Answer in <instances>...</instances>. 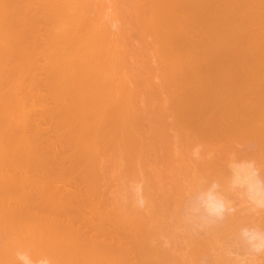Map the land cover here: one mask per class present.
<instances>
[{"label":"bare ground","instance_id":"1","mask_svg":"<svg viewBox=\"0 0 264 264\" xmlns=\"http://www.w3.org/2000/svg\"><path fill=\"white\" fill-rule=\"evenodd\" d=\"M248 4L250 16L241 10ZM38 54L47 61L39 83L57 101L40 115L52 121L56 140L50 128L40 132L39 113L27 119L15 92L31 82L27 95L19 90L30 99L41 89L29 77L38 68L27 73L40 65ZM151 58L162 74L158 91L152 77L142 80L155 67ZM135 67L139 75L150 68L138 86ZM219 71L227 77L219 79ZM23 73L30 81L21 85ZM0 88V222L14 220L2 230L26 224L25 238L23 230L14 233L16 247L2 237L0 263L16 264L9 257L30 248L36 264L39 257L44 264H240L248 252L241 230L264 231V208L231 190L230 167L250 164L264 180V0H0ZM148 88L150 102L166 96L155 107L145 96L152 114L140 106ZM39 146L53 150L40 149L42 157ZM214 184L225 201L221 219L192 210ZM183 206L191 213L184 207L181 217Z\"/></svg>","mask_w":264,"mask_h":264},{"label":"rangeland","instance_id":"2","mask_svg":"<svg viewBox=\"0 0 264 264\" xmlns=\"http://www.w3.org/2000/svg\"><path fill=\"white\" fill-rule=\"evenodd\" d=\"M252 3H253V4H252ZM255 3H256V2H255ZM255 3H254V2H251L250 4H252L253 6H254V5L256 6L257 4H255ZM250 4H248V5H250ZM252 5H250V8H251V9L247 7V8H245L246 10H244V8L241 9V10H243L245 14H246V12H247V15L250 16V15H252V14L249 13V12H253V13H254V11L252 10V8L254 9L255 6L253 7ZM247 9H249V10H247ZM241 10H239L238 12L243 14V11L241 12ZM251 10H252V11H251ZM254 10H256V7H255ZM238 12H237V14H238ZM248 13H249V14H248ZM235 17H237L236 13L233 14L232 23L234 24V27H236V26L238 27V24H239V23L236 25V23H237L236 21H237V20H236ZM247 18H248V19H246V20H249V19H250V17H247ZM237 19H238V18H237ZM252 22H253V21H252ZM257 24H258V23H257ZM259 24L262 25V23H259ZM235 25H236V26H235ZM231 26H232V25H231ZM254 26H258V27L261 28V26H259V25H254ZM254 26H252V28H255V30H256V29H257V30L259 29V31H260V28H258V27L256 28V27H254ZM232 27H233V26H232ZM251 30H252V29H251ZM252 31H254V29H253ZM148 49H149V48H148ZM150 50H151V49H150ZM150 50H149L148 52H151V54L149 53V54H150V57H151V55H152V53H153V50H152V51H150ZM146 54H148V53L146 52ZM149 54H148V55H149ZM39 55H40V54H38V58L36 57V58L38 59V60H36V62H37V63L39 62L40 65H38V67H37L36 63L34 62V63H33V66H34L33 68H32L30 65H29L30 68H28L29 66H27V69H29L27 73H28V75H29V74H30L29 72H32V70H34L35 67L38 68V69L35 68L36 71L34 70L33 73H32V74H36V75H32V76L29 75V77H32L33 79L36 78V80L38 79V80H37L38 83H39V80L43 83L44 80L46 81V78H45V79L43 78V77H45V76H43V73H44V75H46V73H45V71H43L44 69H42V67H43V65H44L43 63H44V62H47V61H44V59L41 57L42 54H41L40 56H39ZM46 55H47V54H46ZM150 57H149V58H150ZM152 57H154V54H153ZM40 58L43 59V62L39 61V60H41ZM152 60H153V61H152ZM150 61H152V62H151L152 64H150V68H152V66H153V67L155 66V67H154L155 70H154V68H152V71L155 73L157 67L159 68V66H158L159 64H158V62H155L156 60H155L154 58H151V59L149 60V62H150ZM130 62H133V61L130 60ZM149 62H148V63H149ZM140 63H141L140 66H142V69L145 68V67H143L141 61H140ZM224 63H225V62H224ZM34 64H35L36 66H35ZM41 64H42V67H41ZM46 64H47V63H46ZM227 64H228V63H227ZM137 65L139 66V64H137ZM148 65H149V64H147V67H146V68H148ZM151 65H152V66H151ZM218 65L223 66L222 61H221L220 64H218ZM8 66H9V65H8ZM140 66H139V67H140ZM156 66H157V67H156ZM228 66H229V65H228ZM228 66H226V63L224 64V67H226L227 70H228ZM247 66H249V65H247ZM139 67H138V69H139ZM218 67H219V66H218ZM249 67H250V66H249ZM6 68H7V67H6ZM40 68H41V69H40ZM150 68L147 69V70H144V71L147 72L148 70H150ZM226 68H224V69H226ZM250 68H251V67H250ZM250 68H249V69H250ZM9 69H11V67H9ZM31 69H32V70H31ZM134 69H135V71H136L137 68L135 67ZM218 69H219V68H218ZM220 69H221V67H220ZM220 69H219V70H220ZM224 69H223V67H222V70H224ZM37 70H39L40 72L37 71ZM41 70L43 71V73H42ZM157 70H158V69H157ZM227 70H224V71H225V73L228 75V78H229V74H230V72H229V74H228V72H226ZM135 71H132V72H134V74H135V75L133 74L132 77H135V79H136V78H137L136 76H138V78H137L136 80L133 78V79H134V82L136 81V82H135L136 86H138V81H139L138 79L140 78V75H141L142 73L139 75V70H137L138 73H136L137 71H136V72H135ZM144 71L142 70L141 72H143V74H145ZM152 71L149 72V73L147 72V73L149 74L148 77L151 75L149 78H147V74H146V78H147V79L145 78V75H143V74H142V75H143V78H142V76H141V78H142V80L145 79L146 81L148 80V82H149V79L152 77L151 80H150V82L152 81V82L154 83V86H156V87L159 86V89H160V86H162V85H161V84H162V83H161V82H162V79L159 80L160 78H158V77H161L162 74L160 73L159 70L156 71L157 73H155V74H154ZM206 71H207V70H205L204 73H206ZM34 72H35V73H34ZM36 72H37V73H36ZM27 73H23V74H24L23 76H25V77H20V79L22 80L21 85H24V84L26 83V81L29 79V78H28V75H26ZM38 73H39V74H38ZM151 73H153V75H152ZM158 73H160V75L157 76L156 74H158ZM207 73H208V72H207ZM223 73H224L223 71H222L221 74H220V71L218 72V74H220V75H217L219 79H220V77L222 78L221 75H222ZM225 73L223 74V77H224V75L227 77V75H226ZM40 74H41V75H40ZM137 74H138V75H137ZM37 75H39V77H40V76H41V77L39 78ZM33 76H34V77L36 76V77L34 78ZM153 76H154V77H153ZM226 77H224V79H225ZM22 78H23V79H22ZM25 78H27V79L25 80ZM32 78H31V79H32ZM41 78H42V80H43V79H44V80L42 81ZM161 78H162V77H161ZM216 78H217V77H216ZM218 78H217V80H219ZM224 79H223V80H224ZM7 80H8V79H7ZM7 80H5V81L7 82ZM21 80H20V81H21ZM23 80H24V81H23ZM221 80H222V79H221ZM256 80H258V79H256ZM256 80H255V81L253 80V81L251 82V84H250L251 88H252V86L254 87V86L257 85L256 87L253 88L254 90H256V89L258 90V89L260 88V84H261L259 81H258V82H259L260 84H257L258 82H257ZM9 81H10V80H9ZM29 81H30V79H29ZM159 81H160V82H159ZM10 82H11V81H10ZM10 82H9V83H10ZM18 82H19V81H18ZM41 82H40V83H41ZM148 82H147V84H148L147 86L150 88L149 85H150L152 82H151L150 84H149ZM253 82H254V83H253ZM256 82H257V83H256ZM4 83H5V82H4ZM9 83H8V84H9ZM19 83H20V82H19ZM29 83H31V82H29ZM29 83L25 84V85H24L25 87L22 86L24 89H22V88L19 89V88H18V89H17L18 91H15V92H16L17 97H18L17 99L19 100V99L21 98V100H23V101H22L23 105H22L21 107H22V108L24 107L23 110H25V114H26V113L28 114V117H29V118L27 117V119H30V120H31L32 118L35 119V117H36L37 115H40V114L43 115L46 109L48 110V108H49V110H50V108L53 107V104H54V108H56V106H57V101L55 100L56 102H54V101H53V98L51 99L52 96L50 95L49 90L47 89V87H46L45 85H42V83H41V84L39 83V84L41 85V86H40V85H39V86L41 87V89H42V86L44 87V88L42 89L44 92H43L41 89H38V86H37V88L34 89L35 92L37 91L36 94H35V92H33L34 95L32 94V95L34 96V98H33V97H31L30 99H29V98H26L25 95H27V93H29L28 89L30 90L29 86L33 87V86L30 85ZM44 83H45V82H44ZM153 83H152V85H153ZM252 83H253V84L256 83V85H252ZM6 84H7V83H6ZM28 84H29V85H28ZM156 84H157V85H156ZM3 85H4V84H3ZM10 85H12V84H10ZM21 85H20L19 87H21ZM27 85H28V87H27ZM152 85H151V88H152ZM1 86H2V84H1ZM6 86H8V85H6ZM145 86H146V85H144V87H145ZM258 86H259V88H258ZM3 87H4V86H3ZM3 87H1V88H3ZM8 87H11V86H8ZM40 87H39V88H40ZM144 87H143V88H144ZM156 87H155V88H156ZM1 88H0V89H1ZM25 88H26V89H25ZM140 88H142V85H140ZM145 88H146V87H145ZM149 88H148V91H145L146 93L149 92ZM151 88H150V90H151V92H152V89H151ZM162 88H163V86H162ZM162 88H161V90H162ZM5 89H6V88H5ZM36 89H37V90H36ZM46 89H47V90H46ZM3 90H4V88H3ZM19 90H21V92L24 90V91H25V95L23 94L24 92L21 93V92H19ZM26 90H27L28 92H27ZM145 90H147V88H146ZM153 90H154V87H153ZM156 90L158 91V87L156 88ZM161 90H160V92H158V93H162ZM40 91H41V92H40ZM46 91H47V92H46ZM162 91H163V90H162ZM11 92H13V91H11ZM26 92H27V93H26ZM38 92H39V93H38ZM42 92H43V93H42ZM154 92H155V91H154ZM164 92H165V91H164ZM164 92H163V93H164ZM7 93H8V92H7ZM13 93H14V92H13ZM37 93H38V95H37ZM41 93H42L43 95H42ZM146 93H145V95L143 96V100H140V104H141V101H142V104H141V105L139 104V105L142 106V107L145 106L146 111L148 110V112H151V110L155 107V105H153V104H156V101L159 100V99H161L163 93L161 94V97L159 96L160 98H158V95H160V94H158L157 92H155V93L158 94V95L155 94V95H156L155 98H156L157 100L155 101V99H154V100H151V102H150V96H151V94H150V93H147V94H146ZM18 94H21V95H18ZM39 94H40V95H39ZM149 94H150V95H149ZM45 95L47 96L46 98H44ZM148 95H149V96H148ZM19 96H20V97H19ZM21 96H24V97H21ZM35 96H36V97H35ZM37 96H38V97L40 96V97L38 98ZM50 96H51V97H50ZM145 96H146V97H147V96L149 97V98H148L149 101H147L148 99L146 100V97H145ZM163 97H166V96L163 94ZM36 98H38L39 100L36 101ZM8 99H9V98H8ZM31 99H32V100L34 99V102L31 101ZM49 99H50V101H49ZM151 99H153V96L151 97ZM166 99H168V98H165V99L163 98L164 103H166V101H167ZM24 100H25V101H24ZM26 100H29L28 102H29V103L31 102L32 105H31V104H27V101H26ZM41 100H42V101H41ZM145 100L148 102L147 104L153 105L154 107H152V106H150V105L146 106V101H145ZM14 101H15V100H14ZM39 101H40L41 103H40ZM52 101H53V103H51ZM152 101H153V102H152ZM6 102L8 103L7 100H5V101L2 102V103H6ZM25 102H26V103H25ZM38 102H39L40 104H39ZM144 102H145V103H144ZM157 102L159 103V101H157ZM161 102H162V99H161ZM12 103H13L14 106L10 103V110H12V109L15 110V109L17 108V105H15V104H14L15 102H13V101H12ZM24 103H25V104H24ZM33 103L35 104V108L32 107V106H34ZM37 103H38V104H37ZM46 103H48V105H47ZM50 103H51V105H50ZM152 103H153V104H152ZM158 103H157V104H158ZM5 105H6V104H4V106H5ZM20 105H21V104H20ZM41 105H43V106H41ZM8 106H9V105H8ZM8 106H6V108H7ZM25 106H26V107H25ZM44 106H46L47 108L44 107ZM51 106H52V107H51ZM164 106H165V105H164ZM11 107H12V108H11ZM15 107H16V108H15ZM37 107H38L39 109H38ZM40 107H41L42 109H41ZM43 107H44V108H43ZM147 107H149V108L152 107V109L150 108V109H151V110H150V109H148ZM22 108H21V109L19 108L20 110H19V109H18V110H19V111H22V113L20 112L21 114H24V111L22 110ZM29 108H31L32 110L29 109ZM145 108H144V111H143V112H145V113L147 114V112L145 111ZM33 109H34V112H33ZM37 109H38V111H37ZM43 109H44V110H43ZM141 109H143V108H141ZM14 110H13V112L15 113ZM18 110H17V111H18ZM27 110H29L30 112H27ZM41 110H42V111H41ZM47 110H46V111H47ZM51 110H53V108H52ZM4 112H6V111H4ZM10 112H11V111H10ZM10 112H9V113H10ZM7 113H8V110H7ZM7 113H6V114H7ZM9 113H8V115L11 116V113H12V112H11L10 114H9ZM16 113L18 114V112H16ZM33 113H34V114H33ZM36 113H39V114L36 115ZM152 113H153V111H152L150 114H152ZM6 114H4V115H6ZM30 114H32V115H30ZM148 114H149V113H148ZM15 115H16V114H14V116H15ZM34 115H36V116H34ZM41 115H40V116H41ZM2 116H3V115H2ZM12 116H13V114H12ZM40 116L36 117V120H37V118H38V119H39V118H41V119H42V118H43V119L45 118V117H43V116H41V117H40ZM31 117H32V118H31ZM0 118H1V117H0ZM8 118H9V117H8ZM170 118H171V117H170ZM4 119H5V118H3V120H2V119H1V120L4 122ZM6 119H7V118H6ZM6 119H5V120H6ZM41 119H39V120H40L39 122H38V120H37V122H38V123H37V124H38L37 126H38V127L41 126V127H39V128H41L42 130L39 129V128H38L37 130H39V131L41 130L40 132H42L44 128H46V129H44L45 131L47 130V128H50V129H48L49 135H48L47 132L43 131L44 134H47L48 137H50V138L53 137V136L56 137V135H55V130H54V128H52V127H54V126L51 125V124H52V121L49 120V119L47 120V119L45 118L46 120H44V121H43L44 123H43ZM10 120H12V119H9L8 122H9ZM2 121H1V122H2ZM46 121H47V122H46ZM48 121H49V122H48ZM10 122H11V121H10ZM10 122H9V123H10ZM45 122H46V123H45ZM50 122H51V123H50ZM11 123H12V122H11ZM11 123H10V124H11ZM35 123H36V122H35ZM39 123H40V124H39ZM0 124H1V123H0ZM4 124H8V123L4 122ZM10 124H9V125H10ZM41 124H42V125H41ZM45 124H46L48 127H46ZM49 124H50V125H49ZM54 124H55V123H53V125H54ZM12 125H13V123H12ZM12 125H11L10 127H14V126H15V125H14V126H12ZM43 125H44V126H43ZM42 126H43V128H42ZM2 127H3V126H2ZM5 127H7V126L5 125ZM3 128H4V127H3ZM8 128H9V127H8ZM58 128H59V127H58ZM1 129H2V128H1ZM1 129H0V130H1ZM6 129H7V128H6ZM9 129H11L10 131L12 132V128H9ZM37 130H36V131H37ZM60 130H61V128H60ZM166 130H167V129H166ZM168 130H169V128H168ZM168 130H167V131H168ZM3 131H4V130H3ZM39 131H37V134L39 133ZM1 132H2V131H1ZM6 132H9V131L6 130ZM43 132H42V133H43ZM51 132H52V133L54 132V133H53L54 135L51 134ZM59 132H61V131H59ZM165 132H166V131H165ZM170 132H171V133L166 132V133H168L167 135H168L169 140L172 139L171 141H173V140L175 141V139H174L175 136H174V137L172 136V138H170L171 135H172V133H174V130H173L172 128H170ZM2 133H3V132H2ZM4 133H5V132H4ZM7 134H8V133H7ZM9 134H10V133H9ZM26 134H28V133L26 132L23 136H24V137H25V136L27 137ZM39 134H40V133H39ZM50 134H51V135H50ZM170 134H171V135H170ZM2 135H3V134H2ZM4 135H6V134H4ZM28 135H29V134H28ZM52 135H53V136H52ZM173 135H175V134H173ZM0 136H1V133H0ZM11 136H12V135H11ZM23 136H22V137H23ZM5 137H7V135H6ZM5 137H4V138H5ZM55 137H54V138H55ZM8 138H9V137H8ZM12 138H13V137H11V139H12ZM168 138H167V139H168ZM11 139H10V140H11ZM52 139H53V138H52ZM56 139H58V136L55 138V140H56ZM6 140H7V138H6ZM6 140H5V141H6ZM8 140H9V139H8ZM10 140H9V141H10ZM169 140H168V141H169ZM0 141H1V139H0ZM5 141H4V142H5ZM12 141H13V139H12ZM171 141H170V142H171ZM1 142H2V141H1ZM10 142H11V141H10ZM2 143H3V142H2ZM7 144H8V143H7ZM31 144H32V143H31ZM37 144H38V143H37ZM158 144H159V143H158ZM2 145H4V143H3ZM5 145H6V142H5ZM5 145H4V146H5ZM10 145H11V143H10ZM156 145H157V143H156ZM159 145H160V144H159ZM0 146H1V145H0ZM8 146H9V145H8ZM6 147H7V146H6ZM39 147H40V148H39ZM39 147L36 148L37 150H36L35 152H37V151L39 150V151H38V153H39V152H40V149L43 148V147H41V146H39ZM43 149H45V148H43ZM43 149H42V151H45V153H49V152H48L49 150H50V151L53 150V149H49V150H48L47 148H46L45 150H43ZM194 149H195V148H194ZM41 153H42V152H40V155H41ZM45 153L43 152V154H44L43 156L46 155ZM157 153H158V151H157ZM60 154H61V153H60ZM60 154H59V156H60ZM63 154H64V153H63ZM64 155H65V154H64ZM157 155L159 156V154H156V156H157ZM41 156H42V155H41ZM43 156H42V157H43ZM56 156H58V154H56L55 157H56ZM59 156H58V157H59ZM61 157H62V156H61ZM63 157H64V156H63ZM9 158H10V157H9ZM150 160H151V159H150ZM159 160L162 161V158H160ZM159 163H160V165H158ZM106 164H107V163H105V165H106ZM106 166H107V165H106ZM156 166H157V168L159 169V167L162 166L161 162L159 161V162L156 164ZM7 169H8V172H11V173L14 171V170H13V167H12V168H11V167L9 168V165L7 166ZM9 170H10V171H9ZM147 170H148V169H147ZM15 171H17V169H16ZM15 171H14V172H15ZM15 173H16V172H15ZM12 174H13V173H12ZM129 183H130V182H129ZM132 184H133V182H132ZM132 184H131V185L129 184V187H131L130 190L133 189V188H132ZM135 184H136V183L134 182V184H133L134 186H133V187H135ZM115 185L117 186L116 183H115ZM115 185H114V184L112 185V190H111V188H110V190H111V193H110V194H112V193H113L112 191L116 188V187H115V188L113 189V186H115ZM137 185H138V184H137ZM187 186H188V190L191 191V189H190V187H189L188 184L186 185V187H187ZM110 187H111V186H110ZM117 187H118V186H117ZM136 187H138V186H136ZM136 187H135V188H136ZM191 187H192V186H191ZM107 189H108V188H107ZM117 189H118V188H116L114 191H117ZM137 189H139V188H137ZM137 189H135V191L138 192ZM108 191H109V189H108ZM190 191H187V192H190ZM132 192H133L134 194H138V193H139V192H138V193H137V192H134V190H133ZM114 193H115V192H114ZM105 194H106V193H105ZM110 194H109V192L107 193V195L111 196V197H108V199H111L112 196L114 195V194H112V195H110ZM187 194H188V193H187ZM140 196H141V195L139 194L137 197H139L140 199H142V197H140ZM188 196H189V195H188ZM236 196H237V195H236ZM106 197H107V196H106ZM135 197H136V196H135ZM237 197H238V196H237ZM239 197H240V196H239ZM239 197H238V198L235 197V198H236V199H239ZM235 198H233V199H235ZM240 198H241L242 200L245 199V198H242V197H240ZM103 199H104V198H103ZM233 199H232V203H233ZM236 199H235V200H236ZM239 200H240V199H239ZM242 200H240V201H242ZM105 201H106V200H105ZM108 201H110V200H107L106 202H108ZM136 201H137V203H138V200H136ZM141 202H142V201H141ZM235 202H236V201H235ZM237 202H238V201H237ZM237 202H236V203H233V204H237V205H238V203H239L240 206L242 205V206L244 207V208H243V207L237 206L239 209H246L245 206H247V205H245V204H247V203L243 204V201H242L241 203H240V202L237 203ZM139 203H140V200H139ZM142 203H143V202H142ZM142 203H141L140 205H142ZM106 204H107V203H106ZM107 205H108V204H107ZM109 205H110V202H109ZM109 205H108L107 207H109ZM138 205H139V204H138ZM184 207H185V206H183V209H182V210H183V211H182V215H183V216L181 215V217H184L185 214H188V213H187V210H189L188 212L191 213L190 209H187L188 207H185V209H187V210H186V213H185V209H184ZM235 207H236V206H235ZM107 209H109V208H107ZM236 209H237V208H236ZM192 210H193V209H192ZM237 210H238V209H237ZM228 211H229V212H228ZM228 211H226V213H227V212H228V213H231L230 210H228ZM192 213H193V212H192ZM228 213H227V214H228ZM222 214H223V213H222ZM189 215H190V214H189ZM222 216H223V215H220V216L217 217V218L221 219ZM256 216H258V214H257ZM187 217H189V216H187ZM10 220H11V219H4L3 222H0V225H1V223L5 224L4 222H6V224H9V225L11 226V224H10L11 222H10V223L8 222V221H10ZM11 221H14V220H11ZM196 221H197V220H196ZM194 222H195V220H194ZM192 223H193V221H192ZM197 223H198V222H195V224H193V225H195V226H194L195 229H198V227H196ZM202 223H203V222H200V226H201ZM3 224L0 226V227H1V228H0V229H1V230H0V234H3L4 236H3V235H0V236H1L0 240L3 241L4 238H5L4 242H6L7 245L10 244V246H7V245L3 242L4 245H6L7 247H9V249H12L13 246H14V247L17 246V242H18L17 240L19 239L18 237H20V236H17L18 234H14V233H16L18 230H16V229H15V230H12L11 227H8V229L6 230V229H5L6 227L4 226V229H3V230H4V233H3V230H2ZM198 224H199V223H198ZM25 225H26V224H24V227H23V225H21V227L19 226L21 229H20L19 227L17 228V229H19L18 232H20L21 230H23V231H21V234H22V232H23L24 235L22 234V237H24V238H25V236H26L25 233H24V231H25ZM202 225H203V224H202ZM197 226H198V225H197ZM10 228H11V229H10ZM22 228H23V229H22ZM201 228H202V226H201ZM5 230H6V232L8 231L7 234H10L11 237L8 236V235L5 233ZM9 230H10V231L12 230V231L9 232ZM12 232H13V233H12ZM11 233H12V235H11ZM5 235H6V237H5ZM2 237H4V238H2ZM7 237L9 238V240H8V243H9V244L7 243ZM14 237H15V238H14ZM13 238H14V240H13ZM24 238H23V239H24ZM12 240L15 241L14 244H13V241H12ZM1 241H0V246H1V247H4L5 249L2 250L1 247H0V249H1L2 251L5 252V250H6L7 248H6L4 245H2L3 243H2ZM11 241H12V243H11ZM16 241H17V242H16ZM11 244H12V245H11ZM229 244L232 245V244H235V242H234V243H229ZM227 245H228V244H227ZM236 245H237V243H236ZM228 246H229V245H228ZM10 247H11V248H10ZM236 247H237V246H234V247H233V245H232V249H233V248H236ZM238 247H240L239 244H238ZM23 249H25V248H23ZM23 249H22V250H23ZM29 249H30V248H29ZM29 249L27 250V248H26V250H27V251L25 250L26 252H23L24 250H23V251H19V252H17V254H15V255L18 257V259L16 258V256H14V257L11 256V258L9 257V261L12 259L11 261H14V260H17V261H18L17 263H16V261H15L16 264H18V263H20V264H28V263H29V264H34V263H35V264H36L37 262L34 261V257H33V260H31L32 257H29V258H28V256H31V255H29V252L32 253V250L29 251ZM230 249H231V248H230ZM232 249H231V250H232ZM1 250H0V255H1L0 257L2 258L4 252L2 253ZM13 250H16V249L13 248ZM234 250H235V249H234ZM7 251H8V250H7ZM22 252H23V253H22ZM239 252H240V251H238V256L241 254V252H240V253H239ZM244 252H245V251H244ZM244 252H243L244 257L241 256V257H239V259H241V258H242V259H245L246 263H247L248 261H250L252 264H262V263H264V255L255 256V257L253 258L252 254H249V252H247L248 254H247V253H244ZM5 254H6V252H5ZM26 254H28V256H27ZM246 254H247V255H246ZM241 255H242V254H241ZM25 256H26V257H25ZM235 256L238 258L237 254H236ZM19 257H20V258H19ZM24 257H25V258H24ZM256 257H257V258H256ZM3 258H4V257H3ZM21 258H23V259H21ZM39 258H40V259H35V260L39 261L38 264H39V263H42V262H43L42 259H44V258H42V257H39ZM237 258H236V259H237ZM247 258H248V260H247ZM24 259H25V260H24ZM29 259H30V261H29ZM242 259H241V260H242ZM0 260H1V259H0ZM5 260H8V259H7V258H4L3 261H5ZM45 260H46V261H45ZM262 260H263V261H262ZM1 261H2V260H1ZM11 261H10V262H11ZM31 261H32V262H31ZM261 261H262V262H261ZM24 262H25V263H24ZM26 262H27V263H26ZM44 262H47V259H46V258L44 259ZM44 262H43V264H44ZM250 262H248L247 264H249ZM1 263H4V262H1ZM1 263H0V264H1ZM6 263H7V262H6ZM8 263H9V262H8ZM8 263H7V264H8ZM12 263H13V262H11V264H12ZM4 264H5V263H4ZM13 264H14V263H13Z\"/></svg>","mask_w":264,"mask_h":264},{"label":"clouds","instance_id":"3","mask_svg":"<svg viewBox=\"0 0 264 264\" xmlns=\"http://www.w3.org/2000/svg\"><path fill=\"white\" fill-rule=\"evenodd\" d=\"M232 170L231 190L257 208H264V180L250 164L244 162L230 165ZM213 185L208 191L201 193L196 198L193 211L203 209L208 216H219L225 211V201ZM242 242L247 250L255 256L264 255V231L258 228H243L240 233ZM240 264H246L241 260Z\"/></svg>","mask_w":264,"mask_h":264}]
</instances>
